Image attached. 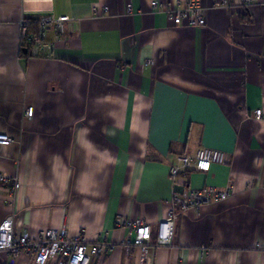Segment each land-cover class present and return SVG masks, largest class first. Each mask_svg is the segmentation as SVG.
<instances>
[{
    "label": "crops",
    "instance_id": "obj_1",
    "mask_svg": "<svg viewBox=\"0 0 264 264\" xmlns=\"http://www.w3.org/2000/svg\"><path fill=\"white\" fill-rule=\"evenodd\" d=\"M151 1L0 0V134L12 138L0 172L20 182L15 196L0 183V222L13 213L16 234L66 227L119 243V220L142 218L150 264H264V121L252 119L264 111V5L201 0L205 25L189 28L161 9L186 0ZM64 15L62 32L45 30L49 50H22L23 27ZM199 147L228 163L171 180L176 157ZM229 185L225 200L178 214L171 245H155L173 193ZM137 262L135 247L117 246L89 264Z\"/></svg>",
    "mask_w": 264,
    "mask_h": 264
},
{
    "label": "built area",
    "instance_id": "obj_2",
    "mask_svg": "<svg viewBox=\"0 0 264 264\" xmlns=\"http://www.w3.org/2000/svg\"><path fill=\"white\" fill-rule=\"evenodd\" d=\"M253 3L264 5V0H240L242 7H249ZM155 0L150 2L151 7H156ZM213 8L233 7L226 0H215ZM106 8H94L93 13L100 15ZM167 18L174 26L185 25L189 28H201L205 25V9L201 0H186L182 4L171 6L161 5ZM130 11V8L127 9ZM73 19L70 16H46L36 22L37 30L31 40L33 52L41 50L45 52L51 48V44L44 40L45 30L53 27L62 32L64 23ZM25 25V24H24ZM26 29L23 27V34ZM33 107L28 106L24 110V116H33ZM244 114L247 113L245 112ZM252 119L264 121V111L256 109L253 111ZM12 138L8 134H0V145H9ZM227 153L208 147H199L193 154H180L176 157V163L169 167L171 180L184 179L192 170L208 172L213 164L224 165L228 163ZM0 183L4 184L6 190L15 196L20 188L17 178L10 177L0 172ZM233 186L224 189L215 187H203L201 189H187L173 193L169 200V210L166 216L157 223L155 232V245H171L174 226L179 213L193 209L199 211L209 202H220L225 200ZM14 214L11 213L0 222V264H14L20 254L30 256V264H89L92 257H104L112 252L117 246H122L125 252L135 247L138 253L137 264H150V250L152 239L151 224L142 219L125 220L121 218L119 225L128 230V236L119 243L109 241L104 237H98L94 241H88L79 234H70L66 227L61 229L48 228L39 230L35 235L28 232L16 234L14 232ZM255 249L264 252V238L256 242Z\"/></svg>",
    "mask_w": 264,
    "mask_h": 264
},
{
    "label": "trees",
    "instance_id": "obj_3",
    "mask_svg": "<svg viewBox=\"0 0 264 264\" xmlns=\"http://www.w3.org/2000/svg\"><path fill=\"white\" fill-rule=\"evenodd\" d=\"M31 24H33L34 27H32ZM30 25H31L30 29L28 28V26H29L28 25L27 28H26V33H25V35L22 38V50H24V51L25 50L28 51L30 49L31 40L35 36L36 30H37L36 23H30Z\"/></svg>",
    "mask_w": 264,
    "mask_h": 264
}]
</instances>
